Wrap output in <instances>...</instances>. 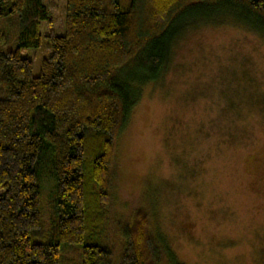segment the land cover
<instances>
[{
  "label": "trees",
  "instance_id": "obj_1",
  "mask_svg": "<svg viewBox=\"0 0 264 264\" xmlns=\"http://www.w3.org/2000/svg\"><path fill=\"white\" fill-rule=\"evenodd\" d=\"M218 17L264 31V0H66L35 76L21 52L41 47L49 6L0 0V264H179L143 207L111 241L117 143L139 84L161 77L189 25Z\"/></svg>",
  "mask_w": 264,
  "mask_h": 264
},
{
  "label": "rangeland",
  "instance_id": "obj_2",
  "mask_svg": "<svg viewBox=\"0 0 264 264\" xmlns=\"http://www.w3.org/2000/svg\"><path fill=\"white\" fill-rule=\"evenodd\" d=\"M43 2L41 47L21 52L35 76L50 32L65 33L66 0ZM139 89L117 143L111 241L143 207L179 264H264V31L232 17L189 25L161 77Z\"/></svg>",
  "mask_w": 264,
  "mask_h": 264
}]
</instances>
